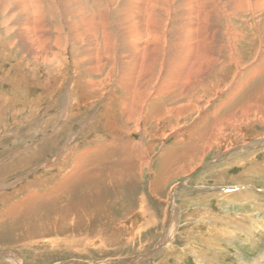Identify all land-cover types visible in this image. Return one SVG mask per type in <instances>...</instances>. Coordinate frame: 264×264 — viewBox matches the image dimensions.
<instances>
[{
  "label": "rangeland",
  "instance_id": "1",
  "mask_svg": "<svg viewBox=\"0 0 264 264\" xmlns=\"http://www.w3.org/2000/svg\"><path fill=\"white\" fill-rule=\"evenodd\" d=\"M49 3L60 14L13 15L0 0V218L80 201L91 238L74 251L19 223L22 241L0 242V264H196L203 253L212 264L255 261L264 251V0ZM156 41L162 51L141 80ZM192 76L203 83L193 87ZM143 82L150 93L136 107ZM88 168L102 181L83 196Z\"/></svg>",
  "mask_w": 264,
  "mask_h": 264
},
{
  "label": "bare ground",
  "instance_id": "2",
  "mask_svg": "<svg viewBox=\"0 0 264 264\" xmlns=\"http://www.w3.org/2000/svg\"><path fill=\"white\" fill-rule=\"evenodd\" d=\"M10 1V2H9ZM46 1V2H45ZM47 1H50V0H8V5H5V7H4V11H6L8 8V6L10 5V3H13L14 4V8L11 10V12L9 13V14H19V13H21V14H43L45 11H46V13L47 14H50V15H54V14H60L58 11H57V5L56 4H47ZM62 1H64V2H67V1H69V0H62ZM113 1V0H112ZM115 1V0H114ZM56 3L58 2V1H55ZM105 2V1H104ZM110 3V2H109ZM161 3V2H160ZM107 4V3H106ZM111 4V3H110ZM239 4V3H238ZM45 5H48V6H46L45 7ZM50 6V7H49ZM68 7H73L71 4H68L67 5ZM86 6V5H85ZM113 7V6H112ZM90 8H92V7H90ZM121 11V10H120ZM185 11V10H184ZM80 12V14H83V12L80 10L79 11ZM117 12V11H116ZM123 12H124V10H123ZM154 12V11H153ZM94 13V12H93ZM172 13V12H171ZM185 13V12H184ZM69 14H71V12H69ZM74 14V13H73ZM89 14V13H88ZM110 14V13H109ZM167 14V13H166ZM51 16V17H52ZM29 18V17H28ZM32 18H30V20H31ZM54 19V18H53ZM159 19V18H158ZM169 19V18H168ZM33 20V19H32ZM42 21V20H41ZM47 21V20H46ZM45 21V22H46ZM50 21V20H49ZM160 21V20H159ZM54 22V21H53ZM52 22V23H53ZM48 23V22H47ZM40 24V20H38V25ZM54 24V23H53ZM163 24V23H162ZM166 25V24H165ZM52 26V25H51ZM56 26V25H55ZM45 27V26H44ZM63 27V26H62ZM36 28V27H35ZM39 28H42L41 27V24L39 25ZM45 29V28H44ZM129 29V28H128ZM186 29H188V28H186ZM40 30V29H39ZM60 30V29H59ZM42 31V30H41ZM187 31V30H186ZM185 31V32H186ZM188 32V31H187ZM152 33V32H151ZM158 33V32H157ZM157 33H153L152 35H156V36H158V34ZM37 37H39V35L37 36ZM4 38V37H3ZM40 38V37H39ZM185 39H186V37H184ZM190 39V38H189ZM63 40V39H62ZM187 41H190V40H188V39H186ZM115 41V40H114ZM106 42V41H105ZM110 42V41H109ZM113 42V41H112ZM158 42V43H157ZM107 43V42H106ZM160 43H161V41H156L155 43H153V45L152 44H147V46H145V49L146 50H148V51H146L145 52V54H143V55H145V56H147L148 58H149V56L151 57V58H149V59H146V60H143V63H142V67H141V69H140V74H139V77L138 78H140L141 80L143 79V77L145 76V73H148V72H150L151 71V67H152V65H154L153 63L155 62V64H156V62H157V59H158V57H159V53L162 51V49H161V51L159 52V50H158V48H160L159 47V45H160ZM158 44V45H157ZM191 44H192V42H191ZM112 45V44H111ZM115 45V44H114ZM113 46V45H112ZM111 46V47H112ZM107 49V48H106ZM108 49H109V47H108ZM111 49V48H110ZM109 49V51H112V50H110ZM36 50V49H35ZM105 51V50H104ZM104 51H102V53H104ZM109 51H107V52H105L104 54H105V56L106 55H109L111 52H109ZM55 52V51H54ZM166 53V52H165ZM39 54V53H38ZM64 55V54H63ZM103 55V54H102ZM149 55V56H148ZM103 57V56H102ZM108 57V56H107ZM74 59V58H73ZM84 59V58H83ZM83 59H82V61H83ZM108 59V58H107ZM163 59V58H162ZM175 61V60H174ZM173 61V62H174ZM58 62V60L56 59V63ZM61 62V61H60ZM59 62V63H60ZM73 62H76V61H73ZM84 62H85V59H84ZM142 62V61H141ZM172 62V61H171ZM58 63V64H59ZM82 63V62H81ZM136 63H138V62H136ZM177 63V62H176ZM185 63H186V61H185ZM139 64V63H138ZM191 64H193V65H196V62H194V61H192L191 62ZM83 65V64H82ZM55 66H56V64H55ZM53 67H54V65H53ZM58 67V66H57ZM176 67V66H175ZM182 67V66H181ZM174 68V67H173ZM55 69H56V67H55ZM171 69V68H170ZM175 69V68H174ZM173 70V69H172ZM194 70V69H193ZM192 69H191V71H193ZM206 71V70H205ZM252 72V71H251ZM200 73V72H199ZM253 73H254V70H253ZM256 73V72H255ZM262 73V72H261ZM198 75V74H197ZM183 76V74H177V76H176V78H177V80L179 81V79L181 78ZM199 76V75H198ZM198 76H192V78H194V77H197V78H199V82L197 83V84H195L193 87H196L197 85H201L203 82H201L200 81V77H198ZM196 78V80H198ZM160 79H161V81H164L165 79L164 78H162L161 76L159 77V78H157V81H160ZM205 80V79H204ZM203 80V81H204ZM177 81V82H178ZM165 83V82H164ZM160 84V83H159ZM190 84H192V81L190 82ZM164 86V85H163ZM140 87V90H139V93H138V97L136 98V104H135V106L137 107L139 104H140V106H141V104H143V103H140L141 101H143V98H145V97H147V95H149V93H150V91L148 90L149 88H150V84L149 83H147V82H143L142 84H141V86H139ZM165 87V86H164ZM174 87H177V84L174 86ZM173 87V88H174ZM192 87V88H193ZM191 88V89H192ZM197 88V87H196ZM169 89V88H168ZM187 90H189V88L187 89ZM73 91V90H72ZM186 91V90H185ZM191 91V90H190ZM149 92V93H148ZM159 93V88L157 87V88H155L154 89V93ZM186 93H188V91H186ZM232 93H233V91H232ZM263 94V93H262ZM261 94V96H263ZM264 97V96H263ZM259 99V98H258ZM263 99V98H262ZM228 101H229V98H228ZM72 103V102H71ZM196 104H197V102H195ZM145 105V104H144ZM191 105V104H190ZM195 105V104H194ZM254 105V104H253ZM140 106H139V109L137 108V110L139 111L140 110ZM143 106V105H142ZM141 106V107H142ZM188 104L186 103V105L184 106V110H182V111H186V107H187V109H188ZM199 106V105H198ZM259 106H260V104H259ZM262 106V105H261ZM191 107V106H190ZM167 109V108H166ZM176 109H178V107L176 108ZM198 110H199V108H197ZM128 110V109H127ZM165 110V109H164ZM168 110V109H167ZM170 111V110H169ZM191 111H193V110H191ZM140 112V111H139ZM139 112H137L138 114H139ZM189 112H190V110H189ZM162 113V112H161ZM178 114H180V113H178ZM185 114V113H184ZM140 115V114H139ZM142 115V114H141ZM183 117H185V116H183ZM264 117V116H263ZM253 118V117H252ZM174 119H176V118H174ZM242 119V118H241ZM158 122V121H157ZM222 122V121H221ZM238 122V121H237ZM175 125V124H174ZM225 126V125H224ZM221 128V127H220ZM172 129V128H171ZM144 131V130H143ZM37 133V132H36ZM216 134H218V133H216ZM37 149V148H36ZM34 150V149H33ZM190 150H191V148H190ZM38 151V150H37ZM40 151V150H39ZM189 152V151H188ZM184 154V153H183ZM168 155V154H167ZM53 156V155H52ZM10 162V161H9ZM11 162H13V161H11ZM10 162V163H11ZM27 162V161H26ZM7 163V162H6ZM80 163V162H79ZM21 164V163H20ZM8 165V164H7ZM19 165V164H18ZM191 165V164H190ZM11 166H13L14 167V164H11ZM16 166V165H15ZM82 167V166H81ZM90 167V166H89ZM92 169H91V171L94 169V167L95 166H93L92 165ZM127 167H129L128 168V170L131 172V178L133 177V178H135L134 177V172L131 170L132 169V166L131 165H129V166H127ZM166 167V166H165ZM189 167H191V166H189ZM84 168V167H83ZM82 168V169H83ZM2 169V168H1ZM163 169V168H162ZM190 169V168H189ZM222 169V168H221ZM10 170V169H9ZM80 170H81V168H80ZM85 170V169H84ZM90 169L88 168L86 171H85V174H84V178H81L80 180L81 181H78L77 182V190H81L82 191V195L84 196V194L85 193H89L90 191H91V189L92 188H98V186L99 185H101L100 184V182L102 181V180H100L101 178H100V175H98L99 173H96V171L94 172V173H92L91 171L90 172H88ZM248 170V169H247ZM263 170V169H262ZM181 171V170H180ZM264 171V170H263ZM79 172V170L77 171V173ZM84 172V171H83ZM178 172V171H177ZM182 172V171H181ZM245 172V171H244ZM71 173H72V171H71ZM70 173V174H71ZM180 173V172H179ZM183 173V172H182ZM87 174H90V175H87ZM123 174V173H122ZM3 175V174H2ZM79 175V174H78ZM77 175V176H78ZM46 176V175H45ZM129 176V175H128ZM65 177V176H64ZM76 177V176H75ZM3 178V177H2ZM67 178V177H66ZM79 177H77V179H78ZM90 178H94V179H96V181H95V183H94V185L92 184V181L94 180V179H92V180H89ZM122 178V177H121ZM63 181H65V179L63 180ZM62 181V182H63ZM87 185V191L85 190V186ZM155 185H156V183H155ZM27 188V187H26ZM234 189L235 188H237V190H238V186L237 187H233ZM233 188H231V187H229L228 188V190H225V191H231ZM105 190V189H104ZM63 191V190H62ZM89 191V192H88ZM250 190H243V191H239L238 193H234L233 195H245L246 194V192H249ZM124 192V191H123ZM59 193V192H58ZM99 193V192H98ZM223 193H224V191H223ZM229 193V192H228ZM250 193V192H249ZM253 194H255V193H253ZM56 195V194H55ZM29 196V195H28ZM43 196V195H42ZM227 196H230V195H227ZM34 197V196H33ZM55 197V196H54ZM54 197H50V198H54ZM99 197V196H98ZM37 198V197H36ZM59 198V200L57 201V202H62L61 203V206H56V207H54V203H55V201L54 202H52V203H50V204H48L45 208L44 207H42L39 211H37V212H34V211H31L32 210V206L33 205H31L30 207L29 206H27V207H22L21 209H17V211H15V213H11V210H9L10 211V214L8 215V216H11V217H14V218H12L14 221H11V219L9 220L8 218H10V217H8V216H4V217H2V218H0V242L1 241H3V240H5L6 238L7 239H9L10 240V238H12V237H14V238H12V239H22V237L24 236V234H23V232L22 231H20L21 233H15V228H16V226L19 224V223H22V225L24 226V228H25V232H26V235L28 234L29 235V229H30V226L31 225H33L37 230L39 229V234H38V236L39 237H46V236H48V238L49 239H47V241L48 242H50V244H52V245H55L54 244V239L53 238H50L49 236H51L52 237V235L53 234H55V235H58V236H61V237H63V238H66V240H60L61 241V243H59V244H63L64 245V247H66V246H70L71 248H73L74 246H73V244H78V243H81V244H78V245H82L83 243L81 242V241H83L84 240V242L85 241H88L91 237H89L88 235L86 236V232L85 233H82L83 232V230H85L86 229V227H83L84 225H86V224H91V216H92V214H91V212L89 211V210H87V209H82V208H77V207H75V203H78V204H81L82 205V203L79 201V202H75V203H72L71 201H70V199H68L69 201H70V204H67V202H64V200L65 199H60V197H58ZM27 200V199H26ZM29 200H31V199H29ZM29 200H28V202H29ZM35 200V199H34ZM44 200V199H43ZM42 199H41V196H40V200L39 199H37V200H35V202L36 203H38V204H40V202H42L43 201ZM63 200V201H62ZM99 200V199H98ZM101 200V199H100ZM32 201V200H31ZM31 201H30V203H31ZM23 202V201H22ZM107 203V202H106ZM12 204V203H11ZM27 204V203H26ZM35 204V203H34ZM121 204V203H120ZM46 205V204H45ZM113 205V204H112ZM17 207V206H16ZM58 208L59 209H61V211H58ZM4 209V208H3ZM16 210V209H15ZM18 210H20V211H18ZM35 210V209H34ZM75 210H78V211H80V212H82V214H84V218H83V220H81V218H80V215L78 216V215H76V212H75ZM105 210V209H104ZM108 210V209H107ZM107 210H105V212L107 213ZM14 211V210H13ZM144 211V210H143ZM177 211V210H176ZM4 212V211H3ZM34 212V213H33ZM58 212H62V213H60V214H58ZM84 212V213H83ZM124 212V211H123ZM122 212V213H123ZM134 212V211H133ZM126 213H128V211H126ZM198 213V212H197ZM6 214V213H5ZM89 214H90V216H89ZM145 214V213H144ZM207 214V213H206ZM37 216V217H40V218H42L43 219V221H41L40 220V218H37V217H32V216ZM68 215V216H67ZM97 215V214H96ZM103 215H106L105 213H103ZM107 215H108V213H107ZM213 215V214H212ZM17 216V217H16ZM18 216H24L23 218H18ZM124 216V215H123ZM156 216V215H155ZM5 217H6V219H5ZM16 217V218H15ZM26 217H30V218H33L34 219V221H31V219H28V218H26ZM93 217V216H92ZM109 217V216H108ZM202 217V216H201ZM224 217H226V219L230 222V221H232V219H234V217H231V216H228V215H224V216H221V218L222 219H224ZM106 218V217H105ZM111 218H113L112 217V215L110 216V219ZM148 218V217H147ZM155 219H156V217H154ZM8 219V220H7ZM28 219V220H27ZM96 219V218H95ZM115 219V218H114ZM118 219V218H117ZM116 219V220H117ZM146 219V218H145ZM150 219V218H149ZM220 219V218H219ZM58 221H60L61 222V224L58 226L57 225V222ZM62 221H65V222H62ZM114 221V220H113ZM150 221V220H149ZM215 221V220H214ZM217 221H219V220H217ZM118 222H119V219H118ZM146 222V221H145ZM151 222V221H150ZM154 222H155V220H154ZM216 222V221H215ZM131 223V222H130ZM235 223H237V222H234V224ZM53 224H55V226L57 225V227H54L53 226ZM105 224V223H104ZM230 224V223H229ZM229 224H225L226 226L225 227H227V228H232L231 227V225H229ZM45 225V226H44ZM98 224H94L93 225V232L94 233H96V235H98L99 236V234L100 233H102V231H103V229H99V228H101V227H98L97 226ZM106 225H107V223H106ZM122 225H123V223H122ZM20 226V225H19ZM110 226V225H109ZM113 226V225H112ZM134 226V225H133ZM132 226V227H133ZM139 226V225H138ZM61 227V228H60ZM64 227H66V230H65V228ZM83 227V228H82ZM135 227V226H134ZM104 228V227H103ZM116 228V227H115ZM127 228H129V227H127ZM136 228V227H135ZM235 228V227H234ZM126 229V228H125ZM140 229H141V226H140ZM139 229V230H140ZM112 230V229H111ZM115 230V229H114ZM127 230V229H126ZM31 231V230H30ZM241 231V230H240ZM133 232V231H132ZM140 232V231H139ZM38 233V232H37ZM93 233V234H94ZM129 233H131V232H129ZM228 233H230V232H228ZM27 235V236H28ZM80 235H82V237L80 236ZM136 235V234H135ZM22 236V237H21ZM92 236V235H91ZM100 237V236H99ZM98 237V238H99ZM33 238V237H32ZM124 238H126V237H124ZM129 238V237H128ZM44 239V238H43ZM94 239V238H93ZM95 240V239H94ZM93 240V241H94ZM19 241H22V240H19ZM74 241V242H73ZM168 241V240H167ZM8 242V241H7ZM46 242V241H45ZM103 242L104 241H100V245H102L103 244ZM132 242V241H131ZM170 242V241H169ZM127 243V242H126ZM58 244V243H57ZM169 244V243H168ZM25 246H28L27 245V243L26 244H24ZM86 245H87V242H86ZM166 245V244H165ZM30 247V246H29ZM28 248V247H27ZM77 248V247H76ZM108 248V247H107ZM74 249V248H73ZM94 249H96V248H93V250ZM47 250V249H46ZM48 250H50V249H48ZM77 250V249H76ZM100 250V249H99ZM170 250V249H169ZM43 252V250L42 249H40V250H37L36 252H34L33 253V255H37V254H40L41 252ZM74 251H75V249H74ZM83 251V250H82ZM84 251H85V249H84ZM85 253V252H84ZM173 253V252H172ZM200 253V252H199ZM43 254V253H42ZM14 254H12L11 256H13ZM33 255H32V257H33ZM195 255V254H194ZM9 256V255H8ZM10 256V258H12L13 259V261H15L16 263H19L20 261L16 258V257H11ZM42 258H44L43 256H42ZM142 259V258H141ZM198 260H197V263L196 264H205L206 262L208 263V264H212V263H210L209 262V260L208 259H206L205 260V255H204V253L202 254V256H198V258H197ZM179 260V259H178ZM255 260V259H254ZM211 261V260H210ZM245 261V260H244ZM243 261V262H244ZM40 262V261H39ZM131 262V261H130ZM248 262V261H247ZM242 264H244V263H242ZM248 264H264V251L262 252V253H260L259 254V256L257 257V259L255 260V261H250Z\"/></svg>",
  "mask_w": 264,
  "mask_h": 264
}]
</instances>
